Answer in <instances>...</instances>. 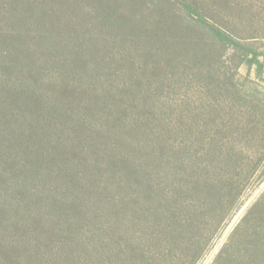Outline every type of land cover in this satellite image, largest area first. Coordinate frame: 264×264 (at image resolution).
<instances>
[{
  "label": "trees",
  "instance_id": "1",
  "mask_svg": "<svg viewBox=\"0 0 264 264\" xmlns=\"http://www.w3.org/2000/svg\"><path fill=\"white\" fill-rule=\"evenodd\" d=\"M178 2L215 41L239 47L193 1ZM122 4L0 0V264H126L127 249L137 250L130 262L158 264L181 242L193 260L213 218L220 214L216 221L222 222L227 206L239 199L245 169L233 160L230 139L211 144L215 157L228 160L219 173L185 165L186 180L177 183L164 161L174 131L171 117L155 111L156 90L163 86L160 62L148 64L143 75L128 69L133 82L121 89L110 84L116 74L110 58L127 57L111 48L126 38L122 24L131 26L117 17ZM115 17L119 33L109 34ZM160 37L157 43L171 50ZM171 55L160 49L151 54ZM214 92L232 96L236 89L220 83ZM199 126L187 133L188 160L203 154L197 150L204 138ZM232 161L237 164H227ZM160 174L172 188H161ZM213 192L216 200L205 207L192 200ZM128 223L145 236L132 234L128 244ZM213 264H264V192Z\"/></svg>",
  "mask_w": 264,
  "mask_h": 264
},
{
  "label": "rangeland",
  "instance_id": "2",
  "mask_svg": "<svg viewBox=\"0 0 264 264\" xmlns=\"http://www.w3.org/2000/svg\"><path fill=\"white\" fill-rule=\"evenodd\" d=\"M178 1L123 0L117 17L125 18L131 26L127 22L122 24L121 28L127 29L123 34L126 38L121 45L112 43L111 48L112 53L117 55L123 51L127 57L124 62L116 57L110 58L116 74L109 79L112 80L111 85H119L121 89L122 84L129 85L128 79L133 82L128 77L129 71L133 69L143 75L145 68L149 70V65L155 67V63L160 62L157 74L162 77L163 86L156 90L155 111L165 113L172 119L174 132L170 134L171 149H168V158L164 161H168L170 169L177 173V183L186 180L185 165L190 167V164H194L195 169L206 167L219 173L218 167L228 160L215 157L212 145L230 139L227 147L234 148L233 160H238L245 169L239 177L243 184L238 201L227 206V212L222 214V222L216 221L220 214L213 218V224L207 228L209 235L201 243L193 260L181 242L178 247L173 245L165 250L166 257L158 262L213 264L229 234L264 192V0H191L209 24L230 35L239 47L222 45L198 25L192 24ZM117 17L111 19V25L115 27L109 34L118 32ZM160 36L166 37L165 43L170 45H165L171 50L157 43L158 39L164 40ZM159 49L173 55L159 59L152 57L151 54ZM203 77L210 79L209 82ZM145 78L149 77L145 75ZM150 79L155 82L153 84L158 83L157 78ZM220 83L234 86L235 95L225 92L216 94L214 88ZM198 123V132H202L204 138L197 150L203 151V154H196V157L191 154L193 160H188L183 152L186 150L187 133H194ZM230 163L237 164L235 161L227 164ZM164 178L162 174L158 176L161 188H172V185L164 183ZM203 196L200 194L192 199L198 207H205L216 200L214 192L210 198ZM142 215L139 211L136 218L142 221ZM132 227L128 223L125 237L128 244L132 234L145 236L144 229L136 227L133 231ZM133 252L137 255V250L127 249L126 264H135L129 260ZM112 263L118 262L112 259ZM147 264H154V260Z\"/></svg>",
  "mask_w": 264,
  "mask_h": 264
}]
</instances>
